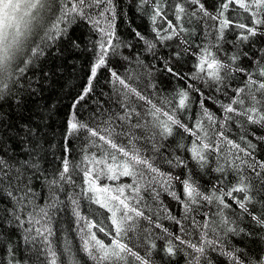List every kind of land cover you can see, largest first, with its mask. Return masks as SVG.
<instances>
[{"label":"snow or ice","instance_id":"6c2138e0","mask_svg":"<svg viewBox=\"0 0 264 264\" xmlns=\"http://www.w3.org/2000/svg\"><path fill=\"white\" fill-rule=\"evenodd\" d=\"M129 11L147 17L150 33H131L143 53L162 61L160 69L120 39L117 22ZM75 20L98 39L86 83L64 121L59 167L44 177L41 206L32 186L39 162L21 163L9 155L10 144L20 137L31 145L29 156L42 148L41 124L50 127L54 105L32 99L42 98L43 88L33 87L28 73L35 76L48 41L66 39L71 49L80 48L62 26ZM193 22L203 30L201 44L188 38ZM171 41L179 50L164 56L159 49ZM125 48L132 51L125 55ZM182 55L194 60L189 72L182 70ZM120 59L142 67L154 90L155 71L180 86L156 102L131 83L128 69L122 75L111 67ZM102 68L119 109L99 104L86 121L80 107L96 93ZM0 101L15 104L21 121L17 126L12 115L0 116V230L11 224L24 229L25 240L43 238L47 264H81L69 241L58 252L49 239L50 209L65 185H76V175L82 194L108 213L107 223L83 215L79 200L69 197L81 250L92 264H156L157 258L160 264L178 258L182 264H264V0H0ZM24 111L34 119L24 122ZM71 139L83 141L79 162L71 157ZM5 247L13 252L10 237Z\"/></svg>","mask_w":264,"mask_h":264},{"label":"trees","instance_id":"16d2710c","mask_svg":"<svg viewBox=\"0 0 264 264\" xmlns=\"http://www.w3.org/2000/svg\"><path fill=\"white\" fill-rule=\"evenodd\" d=\"M208 3L211 5L212 0H208ZM54 7H56V5H54ZM51 15L52 14L49 13V16ZM56 15H59V13L57 12ZM128 20L131 21V24L127 22ZM117 25V33L120 39L128 43H133L135 45V51L142 53L144 63L149 65L154 63L156 69H160L162 61H153L150 54L143 53L141 44L133 39L131 33L132 28H137L141 32L150 33L147 17H142L138 13L129 11L128 16L119 20ZM62 26L67 27L68 33L72 38L80 41V48L75 50L71 49L66 39L48 41L46 45H42L44 47V54L36 61L37 67L34 69L35 76H32L31 71L28 73L34 81L33 87H36L35 82H39L40 86L43 88L42 98L33 97L32 99L39 100L41 106L54 105L53 112L55 114L52 115L50 120L46 121L50 127H44V125L41 124L40 134L44 136V139L40 141L42 148L38 150V155L29 156L28 152L31 145L21 144L19 142L20 137H17L15 140L11 141L10 148L12 151L9 152V155H14L21 163H23V161H29L31 163L33 160L39 162V168L35 170L36 176L33 177L32 186L36 190V202L41 204V206H43L41 198H46L48 193L44 177L47 176L50 179L54 174V170L59 167V160L57 158L61 155L64 121L67 118L73 98L77 96L82 86L86 83L90 62L92 60L93 41L98 39V33L91 32L89 28L85 27L84 24L78 20ZM191 27L195 29V32L188 37L190 42L194 45L203 43L204 35L201 26L193 22ZM37 31L39 32V36L42 37L43 30L37 29ZM33 39H35L36 43L41 42L39 37H33ZM177 43V41H171L170 48H162L159 49V51L164 56H168L170 52L179 50L177 48ZM122 51L127 55L132 50L125 48L122 49ZM193 62L194 60L191 56L182 55V70L184 72L191 71ZM111 67L115 68V70L122 75L125 74V70L128 69L129 72L133 74L131 83L138 87L139 90H142L145 95L152 97L156 102L163 100L165 97L170 98L174 89L180 86L176 80L168 77L167 74L161 71H155L151 82L155 83L157 88L155 90L152 89L149 78L145 74V70L142 67H138L135 62L129 65L126 61L120 59L119 64L113 63ZM45 74H47V79H45ZM109 79L110 75L108 70L102 68L97 77L96 93L80 107V114L83 120L87 121L92 115L93 110L96 109L99 104H103L105 109L109 107L113 111L119 109V105L116 103L115 93L108 84ZM101 92L104 93L103 96L100 95ZM0 103L3 104V109L0 110V116L7 119L8 115H12V123L20 126L21 121L16 119L15 116V113L20 110L16 109L15 104L9 107L8 103L3 101H0ZM34 107L32 102L29 101L28 108ZM193 110H196L195 107ZM29 117H33V112L24 111V122H27ZM117 131H119V129H117ZM233 131H235V129ZM10 135L16 136V131L11 132ZM118 142L126 143L127 141L125 138L120 137ZM82 146L83 141L81 139L70 140L69 147L72 149L71 157L74 162H79L81 159L80 153ZM261 155H264V153ZM215 175V173H211L208 176H204V182L207 183L209 180L214 179ZM74 178L76 185H65L64 189L58 193L60 202L55 208L50 209V226L54 235L49 237V239L52 240L53 246L58 252L63 249L65 241H69L73 251L80 258L81 264H92V261H90L81 250L82 242L77 231L76 220L72 213L73 205L69 197H75L79 200L80 210L83 215L90 216L97 220H103L107 223L106 217L108 213L98 205L93 204L87 196L82 194V176L76 175ZM125 182L130 181L125 178ZM208 186L210 187V184ZM165 203L170 206L173 204V202L167 198L165 199ZM165 224L168 225V222L165 221ZM25 235L28 234L25 233L23 228L11 224L6 225L5 229L0 230V264H9L10 261H19L20 264H47L48 258L44 251L45 246L43 244V238L37 237L35 241L31 239L25 240ZM98 235L108 242V238L103 237L102 234ZM9 237L10 247L13 250L12 253L8 252L5 247V245L9 244ZM132 243H136L135 238H133ZM248 243L250 247L253 246L250 241ZM156 264H160L158 258L156 259ZM177 264H182L180 258H178Z\"/></svg>","mask_w":264,"mask_h":264}]
</instances>
